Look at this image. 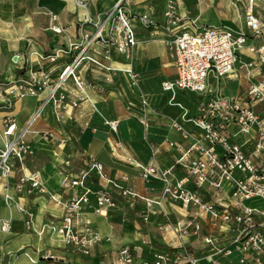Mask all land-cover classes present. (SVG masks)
Instances as JSON below:
<instances>
[{"label":"crops","instance_id":"1","mask_svg":"<svg viewBox=\"0 0 264 264\" xmlns=\"http://www.w3.org/2000/svg\"><path fill=\"white\" fill-rule=\"evenodd\" d=\"M116 0H87L84 7L76 0H0V81H12L18 74L29 68H36L34 53L51 54L68 45L79 37V24L85 14L95 15L111 7ZM135 13L153 12L158 14L163 7V0H127ZM244 0H177V11L196 25L223 27L233 31L245 30L243 22ZM57 15V21L51 20V14ZM256 13L264 21V8L257 7ZM53 23L59 24L63 31L51 30ZM189 29H194L188 26ZM137 42L128 55L119 53L110 47L109 59H104L105 51L100 46H93L88 54L108 67L105 69L95 63L82 61L77 72L88 83L86 88L89 99L80 102L74 108H54L49 102L42 105L46 91L36 96H25L14 101L10 109H0V120L7 116L20 128L39 111V116L31 125V133L25 139L34 147L37 154L42 151L43 131L51 132L63 143L52 141L46 149L53 160L44 155L42 163L27 165L29 169H40L43 174L53 166L52 178L44 185L50 192L58 193L63 199L82 193L78 186L63 189L57 181L63 175L74 177L86 166L87 158L99 161L105 173L117 179L121 175L129 177L128 185L139 194L159 198L165 181L151 177L140 178L133 165L124 162L121 151L118 158L111 149H123L136 160L160 168L171 166L177 151L170 143L187 146L192 138H184L182 130L197 135L192 118L197 114L199 103L215 91L240 101L250 80H257L258 75L248 73L240 62L250 58L245 48L237 53L234 71L226 77L216 80L209 78V90L197 93L183 89L163 90L162 82L175 76L171 57V48L162 32H152L136 25ZM248 44L264 43V29L258 37H248ZM75 51L62 54L54 63L47 64L52 77H56L59 68L71 62ZM69 88L73 84L68 81ZM71 100V95L66 98ZM4 105L0 96V106ZM258 108V107H257ZM143 120V123L139 122ZM116 122L115 130L106 123ZM180 127L181 129H179ZM42 131V132H41ZM240 136V140L237 137ZM244 137L236 136L241 143ZM119 150V149H118ZM27 161V160H26ZM56 169V170H55ZM18 173L7 179L0 178V220H8L10 229L0 232V264H99L102 259L112 260L122 245L134 247L139 259H149L157 250L169 248L178 242L171 225L177 220H186L196 213L195 207L183 208L181 204L161 198V204H154L148 220L141 217L142 203L127 202L114 192L116 205L106 214H96L93 195L84 208V216L101 236L99 243L90 255L72 252L66 249L57 233V222L62 210L51 202L46 194L17 193L11 184ZM93 174V173H92ZM87 178L86 185L94 188L97 179L94 175ZM180 171L175 170L169 179L171 182ZM46 175V174H45ZM61 178V179H62ZM10 184L4 187L5 184ZM207 201H216L223 206H230L227 195L222 197H204ZM21 201L22 210L16 208ZM251 205H260L259 200H249ZM262 203V202H261ZM26 221H30L27 225ZM203 233L221 235L224 239L233 235L231 226L220 220L202 214ZM189 250L200 257L199 264H207V251L193 236L182 237ZM145 241V243H143ZM52 258H44V255ZM226 264H237V253L220 257Z\"/></svg>","mask_w":264,"mask_h":264},{"label":"built area","instance_id":"2","mask_svg":"<svg viewBox=\"0 0 264 264\" xmlns=\"http://www.w3.org/2000/svg\"><path fill=\"white\" fill-rule=\"evenodd\" d=\"M86 1L76 0V3L84 7ZM260 6L264 8V0H244L243 22L247 31H233L223 27L196 25L179 15L177 0H163V7L158 14L135 13L131 11L127 0H116L101 13L85 14L79 24L78 39L70 43L67 49L59 48L47 55L34 53L36 68L27 69L12 81H0V96L4 103L0 109H10L15 100L36 96L44 91L46 97L42 105L49 102L54 108H74L89 99L86 90L88 83L77 72L78 65L82 61H89L108 69L88 51L97 45L104 49V59H109L106 51L110 47L128 55L137 42L136 25H139L153 33L162 32L171 48L175 76L164 80L162 89L204 93L209 90L210 77L218 80L233 73L237 53L245 48L250 58L242 60L240 65L259 78L249 81L242 101L219 91L204 98L192 118L198 134L192 135L178 127L184 138L191 137L192 140L185 147L170 143L177 151L171 166L160 168L144 164L117 148L118 145L111 149L116 158L118 151H121V159L136 167L141 179L154 177L165 181L158 199L135 191L128 185L127 175L117 179L109 177L103 165L92 156L87 158L86 166L77 175L66 176L61 183L63 189L80 186L83 188L82 193L63 199L60 194L50 192L40 172L26 166L31 146L25 136L32 132L30 127L39 116V111L20 128L9 116L0 120V178L7 179L17 172V179L11 184L17 193L46 194L62 210L56 230L64 247L83 255H90L101 239L98 231L84 216L90 194L95 203L93 211L100 215L106 214L108 209L116 205L114 192L127 202H141V217L144 221L148 220L152 206L160 205L164 196L183 208L197 209L186 220H177L171 225L178 238L175 245L155 251L149 259H139L134 247L126 244L116 251L112 260L102 259L99 264H199L200 257L190 251L182 240L185 236H193L212 252L208 254L207 251L205 254L207 264H226L220 261V257L233 252L237 253V264H264V206L245 204L249 200L264 203V43H247L248 37H258L264 29V21L256 13V8ZM51 20L57 21V15L52 13ZM50 28L55 33L63 31L57 23H53ZM72 51H75V55L71 62L62 65L57 76L52 77L47 64L54 63L62 54ZM69 80L73 84L72 88L67 84ZM69 95L71 100L67 101ZM139 122L143 123V120L139 119ZM106 123L115 130L114 120ZM42 134L52 141L64 142L51 132L43 131ZM238 135L244 137L241 143L235 141ZM175 170L181 174L171 182L169 178ZM91 174L97 179L94 188L86 185ZM8 185L6 183L4 187ZM206 195L211 198L227 195L235 211L214 200H205ZM16 208L22 210L21 201L16 203ZM202 214L229 224L233 235L224 239L221 235L203 233ZM26 224L29 225L30 221H26ZM9 229L10 222L0 220V232ZM44 258H52V255L46 254Z\"/></svg>","mask_w":264,"mask_h":264},{"label":"rangeland","instance_id":"3","mask_svg":"<svg viewBox=\"0 0 264 264\" xmlns=\"http://www.w3.org/2000/svg\"><path fill=\"white\" fill-rule=\"evenodd\" d=\"M43 139V141H45V142H47L48 143V140H47V138L46 137H42ZM238 138V140H240V136L239 137H237ZM47 143L46 144H42V146H41V148L40 149H42V151L44 150V154H37V151L34 149V147H32L31 146V153L27 156V161H26V164L29 166V165H31V166H33L32 164L34 163V164H38V163H42L43 162V159L44 160H46L45 159V157H44V155H48V159H51V160H53V158L51 157V156H49V153L50 152H48L46 149H48L47 147H50L49 145H47ZM217 150H220L218 147H217ZM34 167V166H33ZM53 166H50L47 170H46V175L45 174H43V172L40 170V169H37L39 172H40V174L42 175V177H43V179L45 180V182L46 183H48V182H50V180L49 179H51L52 178V175H53V173L54 172H56V171H54L53 169ZM56 170V169H55ZM66 177V174L65 175H63V178L61 179H58V181H57V186L59 187V185H60V182L64 179ZM224 186H227V184L226 183H224ZM245 204H247V205H251V201H246L245 202ZM260 205H258V206H260V207H262V206H264V203H259Z\"/></svg>","mask_w":264,"mask_h":264}]
</instances>
